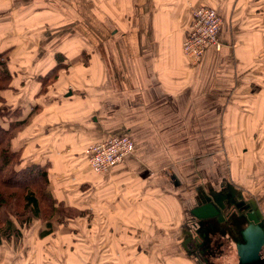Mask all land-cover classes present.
I'll list each match as a JSON object with an SVG mask.
<instances>
[{
  "label": "crops",
  "instance_id": "1",
  "mask_svg": "<svg viewBox=\"0 0 264 264\" xmlns=\"http://www.w3.org/2000/svg\"><path fill=\"white\" fill-rule=\"evenodd\" d=\"M200 5L223 23L220 49L196 62L182 42ZM1 52L12 79L0 95L25 119L12 139L21 166L47 164L63 202L62 185L97 184L100 219L116 226L88 249L23 232L0 242V264L237 263L240 230L264 227V0H0ZM122 133L132 155L81 169L85 145ZM210 203L216 215H193Z\"/></svg>",
  "mask_w": 264,
  "mask_h": 264
},
{
  "label": "trees",
  "instance_id": "2",
  "mask_svg": "<svg viewBox=\"0 0 264 264\" xmlns=\"http://www.w3.org/2000/svg\"><path fill=\"white\" fill-rule=\"evenodd\" d=\"M58 70V66H54L39 78V83L47 85L56 78ZM11 79L6 52H1L0 91L11 87ZM11 113V109L5 104V98L0 95V118L9 119ZM24 123L25 119H11L5 125L0 123V242L20 238L21 229L32 218L44 221L45 227L38 233L40 238L54 233L56 225L64 223L70 211L49 190L47 164L31 163L21 166L20 150L12 147V139Z\"/></svg>",
  "mask_w": 264,
  "mask_h": 264
},
{
  "label": "rangeland",
  "instance_id": "3",
  "mask_svg": "<svg viewBox=\"0 0 264 264\" xmlns=\"http://www.w3.org/2000/svg\"><path fill=\"white\" fill-rule=\"evenodd\" d=\"M122 134H125V133H122ZM122 134H117V135H122ZM117 135H111V136H117ZM111 136H108V138H110ZM108 138L105 140H94L92 142H89L87 145H85L83 147L84 148L83 149L84 156L82 154V156H80L77 159L79 165L83 166L81 168L82 170L87 168V167L90 168V166H88V164H87V158H85V155H86L85 148L88 145L94 143L95 141H106V140H108ZM130 138L132 139L131 136H130ZM133 142H134V140H133ZM134 148H135V144H134ZM130 155H132V154H130ZM129 156H127V157H129ZM127 157H125L123 160H125ZM121 163H119V164H121ZM117 165H115V166H117ZM115 166H113V167H115ZM81 169H79V172L81 171ZM56 187H57V184L55 183V187L49 188V190L51 192L53 191L52 194H54L55 192H56V194H59ZM62 187H63V189L61 192L63 194H67L66 198H68V202L64 201L63 203L65 204V206L68 209H70V211H68V214H67L68 216H66L64 219L65 222L62 224L56 225L57 228H56L54 234L51 235V237H47L45 241L44 240L41 241L43 243L42 247L48 248V249H55V248L65 249V248H69V247H80V248L88 249V247L92 248V247L101 245L102 239H103V237L101 236V234H102L101 230L116 226V222L114 220L105 222V220L100 219L101 218L100 217V208L98 205V200H96L97 184L96 185H89V186H85V185L75 186L76 191L74 190V186L64 187L62 185ZM58 188H61V187H58ZM75 192L80 194V195H76ZM74 197L77 200H73ZM89 199L92 200L91 203H89ZM58 200H60V199L58 198ZM60 201H62V200H60ZM35 219L39 220L38 218H32L31 221L32 220L35 221ZM31 221L29 223H31ZM39 221L41 222L40 224H35V223L31 224L32 225L31 228L27 227V226H29L28 225L29 223H28L26 226H24L21 229L22 235L24 232L23 238L26 237V234H32V232L38 234L40 229L45 227L44 221H41V220H39ZM26 227H27V229L25 230ZM225 231L226 230H220V229L216 230L217 234H219V235L221 233H225ZM22 235H21V237H22ZM21 237H20V239L18 238L15 241L22 240ZM35 239L38 240L37 238H35ZM10 242H12V241H10ZM20 244H22V243H19V244L14 243L10 246L14 249H18L17 245H20ZM220 247H225V245L222 244ZM76 255L79 258H82L85 260H86V258L89 259L92 256V255H89L86 251L84 253L80 254V256L78 254H76ZM56 258L57 257L55 256L52 259H56ZM63 258H65V257H63ZM63 258H62V262H64ZM224 259L225 258H223L222 256H219L213 260H210L209 264H225V261H223Z\"/></svg>",
  "mask_w": 264,
  "mask_h": 264
},
{
  "label": "built area",
  "instance_id": "4",
  "mask_svg": "<svg viewBox=\"0 0 264 264\" xmlns=\"http://www.w3.org/2000/svg\"><path fill=\"white\" fill-rule=\"evenodd\" d=\"M191 22L182 42L183 53L199 61L207 47L220 49V28L223 23L215 8L200 5L192 10ZM134 142L127 134L95 141L85 148L87 164L95 173H104L134 153Z\"/></svg>",
  "mask_w": 264,
  "mask_h": 264
},
{
  "label": "water",
  "instance_id": "5",
  "mask_svg": "<svg viewBox=\"0 0 264 264\" xmlns=\"http://www.w3.org/2000/svg\"><path fill=\"white\" fill-rule=\"evenodd\" d=\"M192 213L195 217L208 218L216 215L218 210L210 203L196 206ZM240 232L236 264H264V227L249 222Z\"/></svg>",
  "mask_w": 264,
  "mask_h": 264
}]
</instances>
